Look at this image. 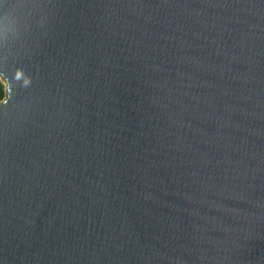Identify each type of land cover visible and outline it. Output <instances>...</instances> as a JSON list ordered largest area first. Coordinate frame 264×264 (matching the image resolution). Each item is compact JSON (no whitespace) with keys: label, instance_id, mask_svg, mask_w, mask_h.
Segmentation results:
<instances>
[{"label":"water","instance_id":"1","mask_svg":"<svg viewBox=\"0 0 264 264\" xmlns=\"http://www.w3.org/2000/svg\"><path fill=\"white\" fill-rule=\"evenodd\" d=\"M5 65L0 264H264V0H0Z\"/></svg>","mask_w":264,"mask_h":264},{"label":"clouds","instance_id":"2","mask_svg":"<svg viewBox=\"0 0 264 264\" xmlns=\"http://www.w3.org/2000/svg\"><path fill=\"white\" fill-rule=\"evenodd\" d=\"M0 83L7 85L6 94L0 96V114L7 118L10 108H14L26 116L30 106L17 103V97L21 90H27L33 86V77L23 67H16L9 74L8 68L5 65L4 67H0Z\"/></svg>","mask_w":264,"mask_h":264},{"label":"trees","instance_id":"3","mask_svg":"<svg viewBox=\"0 0 264 264\" xmlns=\"http://www.w3.org/2000/svg\"><path fill=\"white\" fill-rule=\"evenodd\" d=\"M6 94V87L4 83H0V96H3Z\"/></svg>","mask_w":264,"mask_h":264}]
</instances>
